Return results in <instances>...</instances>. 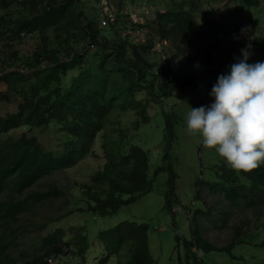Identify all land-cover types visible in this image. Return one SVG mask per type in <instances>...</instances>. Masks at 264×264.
Listing matches in <instances>:
<instances>
[{"label": "trees", "instance_id": "obj_1", "mask_svg": "<svg viewBox=\"0 0 264 264\" xmlns=\"http://www.w3.org/2000/svg\"><path fill=\"white\" fill-rule=\"evenodd\" d=\"M170 1L173 8L156 11L148 21V40L136 44L120 35V25L99 28L94 9L86 18L76 7L77 0H0L2 9L15 3L26 9V13L16 19L6 20L0 16V38L15 41L30 33L52 32L59 38L61 35L60 42L50 49L41 46L29 58L24 57L26 64L21 67L31 72L11 70L0 75V86H5L0 95L16 98V110L0 116V264H19L10 255L12 242L7 240L8 232L14 233L13 224L19 217L29 212L33 205L60 194L56 188L26 192L31 186L55 171L72 168L81 160L94 156L96 137L111 121L114 111L134 112L137 118L133 130H136L150 119V101L168 97L175 89L184 88L193 81L192 77L178 76L179 70L171 63L167 48L170 45L176 53L182 54L195 42L199 23L193 11L200 0ZM244 3L249 7L260 5L259 0H244ZM101 29H109L117 35L109 38L101 35ZM74 39L85 41L80 50L75 49ZM156 41H165L160 51L153 50ZM255 41L262 51L258 61H264V34L257 36ZM60 48L65 51V59L60 57ZM92 49L94 52L90 54ZM150 52L159 56L156 67L155 62L147 59ZM152 69L155 77L166 78L168 88L158 91L155 100L142 101L136 96L138 92L146 89L148 99L155 93L152 91L154 81L147 80ZM73 70L76 73L70 75ZM165 120L168 140L163 163L151 176L148 152L140 145L128 142V128L121 127L120 123L113 128L116 138L105 140L102 145L106 162L90 178L89 186H96L99 191L87 189L89 201L93 202L88 206V212L100 217L114 214L121 206L150 192L153 180L167 172L165 206L173 215L171 199L175 197L177 174L167 151L169 140L174 136L171 114H166ZM52 123L59 129L61 146L57 151L45 149L35 135L28 134L33 128H45ZM20 127L27 131H22L16 138H4L9 131ZM222 176L219 187L227 201H239L247 207L264 205V165L247 172L225 168ZM205 183L213 187L218 184ZM204 214L199 208L194 211V227H189L190 239L175 235L176 251L179 253V248L183 249L187 264H201L197 257L200 252L230 251L240 242L237 239L222 247L209 242L197 221V217ZM97 238L105 249L104 258L97 264H105L114 255L118 257V264L153 262L145 223L121 221L114 227L100 230ZM236 238H239L238 234ZM41 241L40 253L23 264H41L45 257H52L55 247L68 244L77 246L76 253L82 259L80 264L86 263L89 242L82 230L76 231L70 240H64L63 230L56 229ZM73 259L75 256L66 254L64 262L70 264L71 260V264H75ZM178 259L181 262L179 255Z\"/></svg>", "mask_w": 264, "mask_h": 264}, {"label": "rangeland", "instance_id": "obj_2", "mask_svg": "<svg viewBox=\"0 0 264 264\" xmlns=\"http://www.w3.org/2000/svg\"><path fill=\"white\" fill-rule=\"evenodd\" d=\"M259 1L258 7L246 6L244 0L196 2L197 7L194 8L193 15L199 23V29L195 42L182 54L176 53L170 45L167 48L171 63L179 70L178 76L192 77L193 81L184 88L175 89L168 97L155 100L158 98V91L161 92L168 86L165 77L159 75L155 77L153 74V69L159 63V56L149 53L147 59L155 62V67L150 71L147 80L154 81L152 91L156 94L148 99L150 96L145 89L136 95L142 101L155 100L148 104L149 121L133 130L136 114L132 111H114L111 116L112 122L109 121L96 137L93 145L94 156L81 160L72 168L51 173L26 191L56 188L60 194L49 201L33 205L29 212L22 214L13 224L14 233L8 232L7 240L12 242L9 253L19 264L39 254L42 238L56 229L63 230L64 240H70L78 230L87 234L89 248L85 264H97L105 256L104 246L98 240L97 233L114 227L121 221H134L147 225L152 264H187L184 261L183 249L180 247L179 253L176 251L175 235L190 239L189 227H194L192 216L197 208L206 213L199 215L197 221L204 238L209 242L222 247L236 242L237 239L240 240L230 251L200 252L197 257L201 264H264V205L247 207L239 201L234 203L227 201L219 186L223 181L224 169L230 166L214 149L202 144L199 134L189 135L185 130V116L190 107H199L211 102L212 98L208 93L212 85L219 74L228 71L227 66L235 62L234 56L240 55L241 48L250 43L252 55L248 62L258 61L259 52L262 51L256 45L255 39L264 34V0ZM77 2L78 11H81L86 18L91 16L97 6V0H77ZM171 8L173 5L170 0H157L153 15L156 11ZM205 10L208 12L203 13L206 12ZM25 13L26 9L18 3L8 9L0 8V16H4L6 20L16 19ZM242 28L245 31L241 32ZM42 35L45 38H42ZM101 35L114 38L117 34L109 29H101ZM59 39L61 35L59 38L52 32L24 34L15 41L0 38V75L11 70L31 72L21 67L26 64V61H23L24 57L29 58L34 50L41 46L50 49L60 42ZM84 44V40L73 41L76 50H80ZM59 52L60 57L65 59V51L60 48ZM93 52L94 49L90 54ZM75 73L76 71L73 70L70 75ZM167 76L169 77L168 74ZM0 90H5V86H0ZM14 110H16L15 96L0 95V116ZM166 114H171L174 134L173 139L169 140L171 142L167 150L168 159L177 174L175 180L177 199L175 197L171 199L173 215L165 206V193L168 190L167 172L160 173L153 180L150 192L133 203L121 206L114 214L100 217L88 212L87 208L93 202L89 201L87 189L99 191L98 187L89 186L90 178L96 171L101 170L106 162L102 145L105 140L116 138L113 128L118 123L121 127L128 128L130 131L128 142L138 144L148 152V173L151 176L153 170L163 163L162 156L168 140ZM22 131L27 130L22 127L13 129L4 135V138L7 136L16 138ZM58 131V125L52 123L45 128H33L28 134L35 135L45 149L57 151L59 145L61 146ZM205 182L218 184L213 187ZM236 234L239 238H236ZM55 248L52 257H45L41 264L45 261L46 264H67L64 262L66 254L75 256L73 263L82 262L76 253V245H59ZM178 255L181 257V262ZM121 259L124 260V256ZM105 264H118V257L111 256Z\"/></svg>", "mask_w": 264, "mask_h": 264}, {"label": "clouds", "instance_id": "obj_3", "mask_svg": "<svg viewBox=\"0 0 264 264\" xmlns=\"http://www.w3.org/2000/svg\"><path fill=\"white\" fill-rule=\"evenodd\" d=\"M251 47L241 48L228 71L217 76L211 102L191 106L185 116L189 135L199 134L204 146L245 172L264 165V61L248 62Z\"/></svg>", "mask_w": 264, "mask_h": 264}, {"label": "built area", "instance_id": "obj_4", "mask_svg": "<svg viewBox=\"0 0 264 264\" xmlns=\"http://www.w3.org/2000/svg\"><path fill=\"white\" fill-rule=\"evenodd\" d=\"M156 2L157 0H97V6L94 8L97 26L104 28L120 25L118 28L122 37L136 44L144 43L148 40L147 23L153 16ZM163 43L165 41H156L153 50L160 51Z\"/></svg>", "mask_w": 264, "mask_h": 264}, {"label": "water", "instance_id": "obj_5", "mask_svg": "<svg viewBox=\"0 0 264 264\" xmlns=\"http://www.w3.org/2000/svg\"><path fill=\"white\" fill-rule=\"evenodd\" d=\"M47 261L44 262V264H46Z\"/></svg>", "mask_w": 264, "mask_h": 264}]
</instances>
